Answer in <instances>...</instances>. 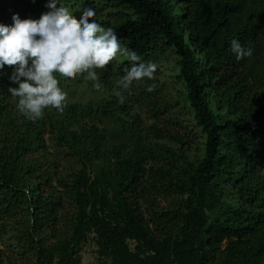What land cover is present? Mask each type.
<instances>
[{"label": "trees", "instance_id": "obj_1", "mask_svg": "<svg viewBox=\"0 0 264 264\" xmlns=\"http://www.w3.org/2000/svg\"><path fill=\"white\" fill-rule=\"evenodd\" d=\"M14 1L21 19L50 11L48 0ZM71 4L140 59L97 69L99 89L59 78L67 107L35 122L8 91L14 66L0 70V244L11 234L32 264H81L91 237L100 264H264V0L57 3ZM232 39L251 56L237 60ZM167 55L169 81L157 62ZM133 63L159 67L121 104L116 81ZM45 134L67 151L58 164ZM12 257L0 249V264Z\"/></svg>", "mask_w": 264, "mask_h": 264}, {"label": "clouds", "instance_id": "obj_2", "mask_svg": "<svg viewBox=\"0 0 264 264\" xmlns=\"http://www.w3.org/2000/svg\"><path fill=\"white\" fill-rule=\"evenodd\" d=\"M35 2V0H33ZM60 0H48L52 9L38 20L21 19L13 13L11 25L0 23V70L14 66L8 79L16 85L8 91L16 98V108L26 119L35 122L43 118L46 109L62 114L67 107V94L59 87V78L73 79L84 75L99 89L97 69H103L118 54L130 61L140 58L135 51L118 40L111 27H104L89 18L96 15L92 8L83 11L79 21L66 7H57ZM230 51L237 60L251 56L238 39L230 41ZM156 65L133 63L123 69L116 81L118 102H125L124 92L134 81L151 79ZM154 85L146 89L152 92Z\"/></svg>", "mask_w": 264, "mask_h": 264}, {"label": "rangeland", "instance_id": "obj_3", "mask_svg": "<svg viewBox=\"0 0 264 264\" xmlns=\"http://www.w3.org/2000/svg\"><path fill=\"white\" fill-rule=\"evenodd\" d=\"M8 4L12 5V8L16 9V11H14V13L18 14L19 10H18V6H17L16 1L11 0ZM61 6L57 5V7H61ZM63 7H66L73 14L74 18L77 21H79L81 15L83 13L82 9H78V8H76V6H74L72 4L69 6H63ZM51 10L52 9H50V11ZM11 18H12V16H11ZM92 19L93 18L89 19V22H91ZM171 61H172V58L170 55L159 57L158 61H157V62H160L159 66H161L163 68V69H161L160 74L162 75V77L166 81H169L170 79L172 80L175 78L174 77L175 75H173V73L171 72V69H172V66L170 65ZM156 66L159 67L158 65H156ZM176 87L180 88L177 85H176ZM45 140H46L47 152L53 153V156H52V157H54L52 160L53 164H58L59 159H57L56 156H58L60 159H63V157L67 154V151H65V152L59 151L56 148L54 142L51 140L50 135L45 134ZM197 145H198V147L193 148L192 152L189 153L190 154L189 157L191 160L196 158L195 157L196 151H198V149L201 150V144L198 142ZM201 151L199 153H201ZM63 167H64V163H61V169H60L58 175L60 174ZM132 248H134L133 243H132ZM0 249L5 250L6 253L8 254V256H13L12 257V264H32L36 259L35 255L31 254V253L27 254L26 256H22L19 245L14 241L11 234H8L7 237L2 241V243L0 244ZM96 250H97V247H96L95 241L91 237L89 242L82 246V249H81L82 262H81V264H100L99 257L97 255Z\"/></svg>", "mask_w": 264, "mask_h": 264}]
</instances>
